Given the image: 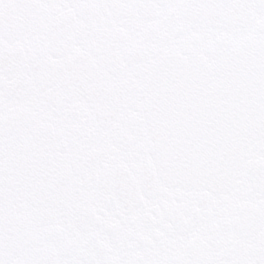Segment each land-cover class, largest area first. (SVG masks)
<instances>
[{
    "label": "snow or ice",
    "instance_id": "6c2138e0",
    "mask_svg": "<svg viewBox=\"0 0 264 264\" xmlns=\"http://www.w3.org/2000/svg\"><path fill=\"white\" fill-rule=\"evenodd\" d=\"M0 264H264V0H0Z\"/></svg>",
    "mask_w": 264,
    "mask_h": 264
}]
</instances>
